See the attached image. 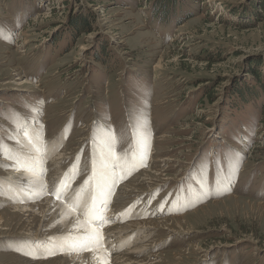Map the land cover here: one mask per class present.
I'll list each match as a JSON object with an SVG mask.
<instances>
[{
  "label": "rangeland",
  "instance_id": "obj_1",
  "mask_svg": "<svg viewBox=\"0 0 264 264\" xmlns=\"http://www.w3.org/2000/svg\"><path fill=\"white\" fill-rule=\"evenodd\" d=\"M16 114L32 136L41 131L44 180L30 201L50 192L84 221L101 143L115 135L129 164L111 162L121 176L99 198L112 201L117 219L97 227L105 264H121L124 253L140 263L264 264V0H0V142L16 156L0 155V177L21 167L15 149L35 145ZM146 169H163L158 183L139 179L140 195L123 199L120 185ZM217 171L235 177L233 188L184 207L191 192L199 198L195 189L226 183ZM62 183L64 199L56 198ZM219 195L224 201L187 217L180 234L163 224L120 227L189 214ZM28 208L0 202V264H76L94 249L31 251L26 243L50 220ZM45 231L46 241L55 234Z\"/></svg>",
  "mask_w": 264,
  "mask_h": 264
},
{
  "label": "bare ground",
  "instance_id": "obj_2",
  "mask_svg": "<svg viewBox=\"0 0 264 264\" xmlns=\"http://www.w3.org/2000/svg\"><path fill=\"white\" fill-rule=\"evenodd\" d=\"M18 75L21 76L20 73H18ZM24 83H27V81H25ZM32 132H34L33 138L35 141L34 142L35 145H33V143L29 144L30 149L24 148V150H22L23 152L15 149V151L17 152V161H16L15 165H20L21 167L18 168L17 172H15L14 170L10 171L9 173H11V175H9V176L0 177V180L2 181V182H0V202H11L12 204L15 203V206L20 208V209L25 208V207H29L28 208L29 211H33V210H36L37 208H40L43 212V215H45V217L50 220L51 224H50V222H48L49 224H47V227L44 230H41V231L39 230L35 233L34 237H30L29 240L33 241L32 244L35 243L34 245H32L30 243H26V244H28L26 247L30 246L31 251L36 252L37 249H39V248L45 249L46 247H47V250H53L55 247H59L60 249L64 248V249L69 250V248H70L71 250L79 252V251L83 250V248L85 246H88V247L94 246V249L92 251H89L86 254L75 255L76 259H77L76 264H83V262L87 263V264H105L106 261H108V260H106V255L104 254V250L106 248H97L99 245H102V243H101L102 239L97 240V241H89L88 240L87 232L90 230L89 225H87L85 223V221L82 220L79 217V215L74 212L75 211L74 209H73L74 211L71 210L61 200L53 199L51 197L50 192L47 196L45 195L44 198H36L39 200L30 201V199H31V198H29L30 196L41 194L42 182L44 180L43 179L44 176L41 175V173L44 172V170H43L44 168L42 167V163H41V160H42L41 156H40L41 154L37 150V149H40V146L42 145L41 144L42 141H41V137H40L41 131L37 127H33ZM23 140L25 142H27L25 139H23ZM17 148H19V147H17ZM9 162L11 163V161H9ZM95 163L99 164V161H97ZM112 163L110 162V165L112 166V168L109 171H105L107 176H108V179H110V180L111 179L113 180V177L115 175L116 176L120 175V174H118V175L115 174L118 167L115 168L114 167L115 165ZM113 168L115 169V172L112 171ZM147 170L148 169L144 170L143 172L141 171V173L139 175H136V177L134 179H132L130 182L122 183L120 185L121 186L120 192L123 191V193H122L123 195H121V196H123V199L128 200V196L133 195V194L135 196H137V195L139 196L140 192H142L141 190H143L142 186H140L141 183H149V184L152 183L153 185L158 183V182L155 183V181H154V180H156V178H154V174L159 173V172H160V174H162L161 172L163 171V169H160V171L157 170V172L154 171L155 173L153 175L147 174ZM139 179H140L141 183H139ZM226 183H227V181H226ZM111 188H112V185H111ZM5 191H6V193H5ZM6 194H8V195H6ZM76 194L78 195V193H75L74 196H76ZM87 194H85L86 195L85 197L82 196V198H88ZM105 194H107V192ZM196 194L194 195L195 197L201 198L202 194H200L199 192H197ZM106 196H108V195H106ZM76 197H74V199ZM136 198H138V197H136ZM136 198H132V200L136 199ZM227 198L228 199L239 198V196L238 195H229V197H227ZM105 199H107V198H105ZM117 199H120V193L118 191L115 195V200L117 201ZM185 199L187 201L184 203L185 205L191 204V202L194 201L193 196H192V192L190 193V196H189L190 202H188L187 197ZM19 201H23V202H25V204H20ZM221 201H224V199H222V200L216 199V200H213L212 202L209 201L207 204H204L201 207L191 211L189 214H179V215H174V217H171V218L158 219V220L157 219H144V220H139L136 222L127 223V224H124L120 227H122L126 230L129 229L131 233L136 232V230L140 233V232H146L144 229L146 227H152V228L156 227L157 228V227H160L161 224H163L164 228L167 227L168 233L180 234V231L182 232V230H178L177 227L182 229V227L185 225V222H186L184 220L187 217L191 216L192 214H196L199 211L204 210L206 207H208L210 205L217 204ZM121 202H122V205L127 203V202L125 203L124 201H121ZM75 203H77V202L75 201ZM20 205H22V206H20ZM258 205L264 207V201H259ZM113 206L115 208V205H113ZM91 227H93V226L91 225ZM48 228H51L53 230L52 233H55V234L52 236H49L50 240L46 241V240H44V238L47 239V237L43 238V236L46 233L45 230ZM160 228H162V227H160ZM43 231H45V232H43ZM112 233H114V232H111L110 235H112ZM47 234H48V232H47ZM124 235L125 234H117L118 239L123 238ZM148 235L149 234L144 235L142 237V239ZM117 236H115V237H117ZM27 238H28V236H27ZM137 240H139V236L137 237ZM52 241H54V242H52ZM46 243H49V245ZM96 243H99V244H96ZM128 245H130V244H127V247H128ZM137 246H138L137 248L141 249V251L143 252L145 246L142 244H141V246H139V245H137ZM154 256L159 257L160 255L154 254ZM125 257H127V258H125ZM152 257H153V255H152ZM158 257H154V258H158ZM116 259L123 260L121 262V264H160L156 261H154V262L151 261L152 263H149V262L140 263L139 260H136L137 257L133 256L132 253H130L129 255L124 253L123 255L117 256ZM59 260H62V262L66 264V262L68 263V261L70 259L67 260L66 258H60ZM150 260H152V259H150ZM179 264H181V263H179Z\"/></svg>",
  "mask_w": 264,
  "mask_h": 264
},
{
  "label": "snow or ice",
  "instance_id": "obj_3",
  "mask_svg": "<svg viewBox=\"0 0 264 264\" xmlns=\"http://www.w3.org/2000/svg\"><path fill=\"white\" fill-rule=\"evenodd\" d=\"M22 118L19 114L15 115L14 123L20 131L26 137H29L30 141L33 139V136L29 133L27 129L26 123L21 122ZM140 137V140L143 142H147V136L149 135L146 132H140L137 134ZM139 142V141H138ZM116 147V138L115 135L109 132V134L105 137V139L101 143V151H100V161H99V169L94 167L93 169V176L96 178L95 190L97 195L93 196L92 204L90 205L89 209L85 213L86 221L85 223L89 225L90 230L87 232V237L89 241H97L102 239V233L100 232L99 228L91 227L92 224H99L103 225L106 220L103 216V201L100 200V196L103 194L104 188L107 186L109 190H111L110 185H108V176L105 171L101 169H108L110 162H114L116 164H120L123 167H127L129 164V160L125 157H120L117 155L115 151ZM0 155H6L9 159H16V156L10 149H6V146L0 142ZM134 159V156H133ZM144 166L143 160H141V165ZM115 172V169H112ZM113 182H116L115 180ZM89 183L88 180L85 181V185ZM65 187L62 183L60 189L57 190L55 195L57 198H60V192ZM99 201V202H98Z\"/></svg>",
  "mask_w": 264,
  "mask_h": 264
},
{
  "label": "crops",
  "instance_id": "obj_4",
  "mask_svg": "<svg viewBox=\"0 0 264 264\" xmlns=\"http://www.w3.org/2000/svg\"><path fill=\"white\" fill-rule=\"evenodd\" d=\"M217 173H219L218 171L216 172V174ZM219 174H221V173H219ZM223 175V174H222ZM217 185V184H216ZM216 187H215V189H213V188H210L209 187V184L207 185V187H205V190H204V196L206 197V195H207V197H211V196H213V194H214V192L216 191ZM223 195V194H222ZM222 195H219V196H214L213 198H216V199H218L220 196H222Z\"/></svg>",
  "mask_w": 264,
  "mask_h": 264
}]
</instances>
